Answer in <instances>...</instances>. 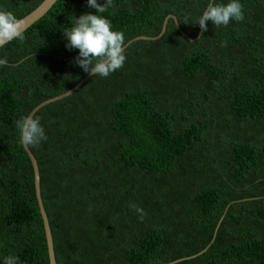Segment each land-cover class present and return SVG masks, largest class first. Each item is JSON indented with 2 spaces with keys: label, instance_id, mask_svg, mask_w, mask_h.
Here are the masks:
<instances>
[{
  "label": "trees",
  "instance_id": "16d2710c",
  "mask_svg": "<svg viewBox=\"0 0 264 264\" xmlns=\"http://www.w3.org/2000/svg\"><path fill=\"white\" fill-rule=\"evenodd\" d=\"M43 1L0 9L21 20ZM241 2L242 22H208L199 39L207 0H114L104 13L133 41L124 66L37 111L48 139L28 147L57 264H264V0ZM88 11L58 0L0 47V259L49 264L16 122L89 75L63 34ZM169 15L195 41L172 19L153 39Z\"/></svg>",
  "mask_w": 264,
  "mask_h": 264
},
{
  "label": "clouds",
  "instance_id": "9594fccd",
  "mask_svg": "<svg viewBox=\"0 0 264 264\" xmlns=\"http://www.w3.org/2000/svg\"><path fill=\"white\" fill-rule=\"evenodd\" d=\"M86 5L94 11L85 12L78 17L73 15L71 27L63 31L69 51L78 50L74 57L75 66L87 74L107 78L121 69L127 59L125 33L114 30L111 20L104 15L114 6V0H86ZM245 19L241 0H207V7L197 18L202 33L208 31V22L216 27H227L230 22ZM23 23L11 11L0 9V47L14 40L23 41ZM201 36H203L201 34ZM8 65L7 58H0V68ZM18 140L26 147H37L48 137L39 117L22 116L17 122ZM143 216V209L131 205ZM0 264H20L17 255L9 254L0 259Z\"/></svg>",
  "mask_w": 264,
  "mask_h": 264
},
{
  "label": "water",
  "instance_id": "95a60500",
  "mask_svg": "<svg viewBox=\"0 0 264 264\" xmlns=\"http://www.w3.org/2000/svg\"><path fill=\"white\" fill-rule=\"evenodd\" d=\"M58 0H44L33 12H31L29 15H27L26 17H24L23 19H21V22L23 23V32H25L27 29H29L34 23H36L37 21H39L44 15H46L54 6V4L57 2ZM172 19L175 22V25L177 27V30L179 31V33L187 40L189 41H195L194 39H191L190 37H188V35H186V33H184L177 21V18L173 15H169L164 23H163V28L162 31L160 33V35L157 38H153V39H159L160 37H162L165 33L168 21ZM202 34V30L200 29V33L197 39H199V37ZM151 38L148 37H139L136 38L135 40H150ZM196 39V40H197ZM133 42V41H132ZM132 42H129L132 43ZM127 44L126 47L129 45ZM92 77L91 74H89L88 76H86L81 82H79V84H77L73 89H71L70 91H68L67 93L49 99L47 101L42 102L41 104H39L38 106H36L29 115L34 116L35 113L37 111H39L40 109H42L44 106L49 105L51 103H54L56 101L62 100L64 98H67L69 96H71L73 93H75L86 81H88L90 78ZM23 148L31 162L32 168H33V176H34V188H35V196H36V200H37V204H38V208H39V212L43 221V227H44V232H45V239H46V245H47V250H48V260H49V264H57L56 263V258H55V251H54V243H53V237H52V232H51V228H50V224L48 221V217L46 214V211L44 209V205H43V201L41 198V181H40V172H39V167H38V163L37 160L35 159L34 155L32 154V152L30 151V149L26 146L23 145ZM221 222V221H220ZM220 225V223L218 224ZM217 231V229H216ZM200 255V254H198ZM197 255L187 258V259H193L196 258ZM178 261L172 262L170 264H174L177 263Z\"/></svg>",
  "mask_w": 264,
  "mask_h": 264
},
{
  "label": "bare ground",
  "instance_id": "6f19581e",
  "mask_svg": "<svg viewBox=\"0 0 264 264\" xmlns=\"http://www.w3.org/2000/svg\"><path fill=\"white\" fill-rule=\"evenodd\" d=\"M129 21V20H128ZM120 22V21H119ZM127 29V28H126ZM129 32V31H128ZM147 32V31H146ZM133 37V36H132ZM175 38V37H174ZM197 47V46H196ZM184 52V51H183ZM42 110V109H41ZM136 167V166H135ZM20 188V187H19ZM27 188V187H26ZM25 188V189H26ZM32 193V192H31ZM20 194H21V192H20ZM18 195V194H17ZM31 195V194H30ZM5 196V195H4ZM17 197V196H16ZM33 198V197H32ZM29 199V198H28ZM4 202V201H3ZM25 204V203H24ZM23 204V205H24ZM6 205V204H5ZM33 207V206H32ZM20 210V209H19ZM24 211V210H23ZM29 211H31V210H29ZM34 212V211H33ZM31 214V213H30ZM35 215V214H34ZM28 217V216H27ZM19 219V218H18ZM21 220H23V219H21ZM29 221V220H28ZM227 222V221H226ZM32 223V222H31ZM226 224V223H225ZM25 225V224H24ZM99 226V225H98ZM61 228V227H60ZM127 230V229H126ZM255 230V229H254ZM57 231V230H56ZM59 232V231H58ZM115 233V232H114ZM134 233V232H133ZM139 233V232H138ZM8 238V237H7ZM127 238V237H126ZM215 240V239H214ZM130 242V241H129ZM128 246V245H127ZM219 251V250H218ZM215 253V252H214ZM220 253V252H219ZM35 254V253H34ZM127 254V253H126ZM229 255V254H228ZM230 256V255H229ZM78 257V256H77ZM200 257V256H199ZM254 257V256H253ZM261 259V258H260ZM47 261V260H46ZM142 263V262H141ZM46 264V263H45ZM97 264V263H96Z\"/></svg>",
  "mask_w": 264,
  "mask_h": 264
}]
</instances>
